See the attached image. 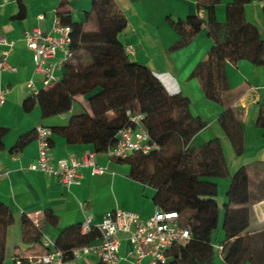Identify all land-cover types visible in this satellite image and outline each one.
<instances>
[{"label": "trees", "instance_id": "16d2710c", "mask_svg": "<svg viewBox=\"0 0 264 264\" xmlns=\"http://www.w3.org/2000/svg\"><path fill=\"white\" fill-rule=\"evenodd\" d=\"M71 1L77 0H60L55 12L59 24L70 28L71 56L63 64L64 72L57 82L44 87L22 105L25 112L38 105L42 119H47L68 113L76 97H87L88 112L69 117L63 127L49 128L50 147L52 137L57 136L67 145L86 146L96 154L106 153L114 146L118 131L130 126L127 112L143 115V126L158 150L112 161L130 166L131 178L154 191L155 206L176 212L180 225L189 231V242L173 247L166 264H212L216 244L223 247L226 264H264V230L248 232L249 206L264 201V177L251 181L246 167L229 176L217 139L198 148H188L201 123L192 117L186 97L169 94L149 69L129 58L119 42L127 21L112 0H90L84 22L73 20L69 10ZM219 1L197 0L205 20L198 15L185 21L168 20L179 36L169 52L186 47L201 27L207 26L213 45L190 77L199 82L207 100L224 108L217 121L233 151L240 156L244 151L241 112L227 103L224 66L226 62L240 60L264 65V40L244 18V6L251 0H231L224 24L217 23L214 16ZM257 1L264 12V0ZM23 15L21 7L19 17ZM255 126L264 130V106L260 107ZM2 133L0 129V136ZM25 139L21 138L16 147L23 145ZM219 179L229 181L221 208L216 201L215 181ZM44 216L51 226L57 224L51 212ZM13 223L10 209L0 202V264L5 247L4 231ZM215 232L221 233L220 240L217 236L214 239ZM20 233L22 241L41 244V235L32 224L23 221ZM99 237L94 227L81 234L80 225L70 226L60 231L54 250L69 256L71 251L88 247ZM17 262L27 264L28 260L14 257L12 264Z\"/></svg>", "mask_w": 264, "mask_h": 264}, {"label": "crops", "instance_id": "0c3cea01", "mask_svg": "<svg viewBox=\"0 0 264 264\" xmlns=\"http://www.w3.org/2000/svg\"><path fill=\"white\" fill-rule=\"evenodd\" d=\"M60 0H0V35L13 43L11 51L0 46L2 53L8 51L5 66L0 68V86L6 91L0 105V202L7 206L14 218L13 225L4 231V255L2 264H12L14 257L34 260L46 252L54 250V243L64 228L80 225L90 218L91 226H98L106 213L116 209L126 210L144 220L153 215L157 207L153 203L154 191L130 176V166L110 160L106 153L96 154L97 166L105 171L92 175L90 168L79 170V184L65 186L57 178L40 172H31L28 166L38 155L37 143L33 138L34 128L63 127L69 117L88 112L87 97H76L71 110L62 115L42 119L38 105L25 112L22 105L32 98L26 84L32 81L37 92L44 87L40 76L34 74L33 54L24 43L23 34L37 29L43 34L53 36L56 23V8ZM127 21V28L119 35V42L130 47L132 61L149 69L169 94L180 93L190 102V113L201 123V129L192 137L188 148H198L217 139L221 145L229 176L241 167H246L251 181L264 177V130L255 126L260 107L264 106V65H253L248 60L236 63L226 62L224 75L227 85V103L241 112L243 128V154L238 156L218 124V117L224 108L207 100L199 82L191 78L195 67L207 57L213 45L204 24L191 42L184 48L169 52L179 36L169 24L172 21H185L198 15L205 20L206 15L198 10L197 0H112ZM231 0H220L215 6L214 16L219 24L225 22L226 7ZM21 7L24 15L19 17ZM90 9V0H77L69 3L74 21L84 22L85 13ZM244 18L264 40V12L262 4L251 0L244 6ZM60 53L56 59H60ZM12 69V70H11ZM63 66L55 73L63 74ZM33 99V98H32ZM25 143L18 146L21 138ZM51 162L70 157L80 158L90 151L86 146H70L57 136L52 137ZM221 208L229 185L228 179L216 180ZM51 212L57 224L51 226L44 213ZM252 215L249 233L264 230L257 216L264 212V201L251 205ZM25 221L33 225L41 235V244L22 241L20 226ZM220 233V232H219ZM219 233H216L218 238ZM222 236L220 237V239ZM219 239V240H220ZM100 238L88 247L87 255L64 264H100L96 255ZM217 245V244H216ZM213 245L212 264L224 262L223 247L218 250ZM130 241L119 235V264H131L133 259ZM242 264H251L244 262Z\"/></svg>", "mask_w": 264, "mask_h": 264}, {"label": "built area", "instance_id": "2783aa9c", "mask_svg": "<svg viewBox=\"0 0 264 264\" xmlns=\"http://www.w3.org/2000/svg\"><path fill=\"white\" fill-rule=\"evenodd\" d=\"M52 33L53 36L34 29L23 34L25 46L33 54L34 74L40 76L43 87L59 80V76L55 72L71 56L69 51L70 28L61 26L57 20L52 28ZM0 46L11 51L13 43L0 35ZM8 51L2 53L0 68L5 66L4 60L9 53ZM125 51L127 54L132 53L130 47H126ZM57 53H60V59H56ZM26 88L32 98L37 96L38 92L32 81L26 84ZM5 94L6 91L0 86V105L4 101ZM127 116L130 126L118 131L114 146L106 151L110 160H124L134 153L147 155L153 150H158L157 145L150 141L143 126L144 116L132 115L130 112H127ZM34 133L38 155L36 160L28 166L29 171L40 172L48 177L57 178L67 187L79 184V170L81 168H90L92 175H100L105 171L97 166L95 162L96 153L93 151L84 152L80 158L70 157L52 163L49 145L50 130L38 125L34 128ZM2 176L0 173V179ZM257 219L264 228V212H260ZM92 227L90 218H86L80 224L81 234L88 233ZM94 228L98 229L100 233V244L96 255L102 264H119L121 260L119 235H125L130 241L133 255L131 264H166L168 252L175 246H184L190 239L189 231L180 225L179 215L176 212H166L158 208L151 217L144 220L132 212L116 209L106 213L102 222ZM217 249L222 250V246L217 247ZM90 250L89 247L75 249L70 252L69 256L59 250H52L39 258L28 260L27 264L73 262L87 255Z\"/></svg>", "mask_w": 264, "mask_h": 264}, {"label": "rangeland", "instance_id": "374dc122", "mask_svg": "<svg viewBox=\"0 0 264 264\" xmlns=\"http://www.w3.org/2000/svg\"><path fill=\"white\" fill-rule=\"evenodd\" d=\"M251 205H252V204H251ZM251 205L249 206V211H250V213H249V214H250V217H251V216H253V215H252V212H251ZM216 233H217V232H215V233H214V239H215ZM220 237H221V233H219V236H218V238L220 239ZM219 239H218V240H219ZM214 242L216 243V241H215V240H214Z\"/></svg>", "mask_w": 264, "mask_h": 264}]
</instances>
